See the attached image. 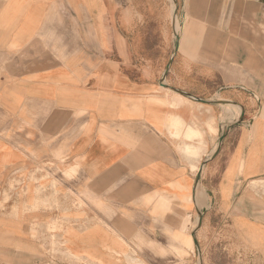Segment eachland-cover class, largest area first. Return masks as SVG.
I'll list each match as a JSON object with an SVG mask.
<instances>
[{
	"label": "crops",
	"instance_id": "crops-1",
	"mask_svg": "<svg viewBox=\"0 0 264 264\" xmlns=\"http://www.w3.org/2000/svg\"><path fill=\"white\" fill-rule=\"evenodd\" d=\"M262 178L264 0H0V252L61 204L75 258L165 264Z\"/></svg>",
	"mask_w": 264,
	"mask_h": 264
},
{
	"label": "rangeland",
	"instance_id": "rangeland-1",
	"mask_svg": "<svg viewBox=\"0 0 264 264\" xmlns=\"http://www.w3.org/2000/svg\"><path fill=\"white\" fill-rule=\"evenodd\" d=\"M10 191L8 193L11 195L15 188ZM8 193H5V200L10 199ZM11 206L0 203V211H9ZM77 206L71 205L72 209ZM228 206L225 214L223 205H215L202 216L200 224L199 221L196 223L194 238L199 247L196 245L192 252H184L177 258L168 254V261L164 263L264 264V236L261 235L264 227L260 224L264 223V178L237 188V193ZM54 208L56 218L50 221L52 225L44 228L39 236L34 235V238L40 240L41 250L32 252L31 243H25L24 252H16L21 246L8 243V251L0 252V264H95L80 257L75 258L65 249L59 233L64 223L60 216L67 211V206L64 209L63 205L56 204ZM183 243L191 246V237L183 235Z\"/></svg>",
	"mask_w": 264,
	"mask_h": 264
},
{
	"label": "water",
	"instance_id": "water-1",
	"mask_svg": "<svg viewBox=\"0 0 264 264\" xmlns=\"http://www.w3.org/2000/svg\"><path fill=\"white\" fill-rule=\"evenodd\" d=\"M179 91V90H178ZM201 221H202V217H200V220H199V224L201 223ZM197 242V241H196Z\"/></svg>",
	"mask_w": 264,
	"mask_h": 264
}]
</instances>
